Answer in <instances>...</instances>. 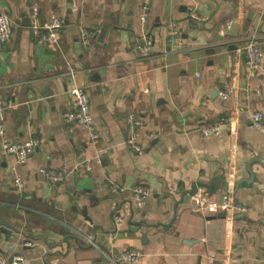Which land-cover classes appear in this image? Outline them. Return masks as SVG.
<instances>
[{
    "label": "crops",
    "instance_id": "1",
    "mask_svg": "<svg viewBox=\"0 0 264 264\" xmlns=\"http://www.w3.org/2000/svg\"><path fill=\"white\" fill-rule=\"evenodd\" d=\"M0 12L12 22L0 43L5 136L38 141L24 164L0 149V217L20 230L0 253L109 264L138 248L130 264H264V130L251 123L264 113V0H0ZM34 12L41 27L63 18L57 42L37 43ZM145 36L153 45L142 54L134 44ZM249 41L262 50L257 68ZM73 84L87 94L91 129L61 117ZM131 115L139 151L126 142ZM202 124L220 127L201 136ZM38 166L67 175L51 184ZM138 184L150 189L140 202L130 193ZM229 196L244 209L223 206Z\"/></svg>",
    "mask_w": 264,
    "mask_h": 264
},
{
    "label": "built area",
    "instance_id": "2",
    "mask_svg": "<svg viewBox=\"0 0 264 264\" xmlns=\"http://www.w3.org/2000/svg\"><path fill=\"white\" fill-rule=\"evenodd\" d=\"M36 11V9L34 10ZM37 13L34 12L32 28L35 32V37L38 44H48L57 42L58 31L64 25L63 18L58 14H52L50 20L44 24V26H39L36 18ZM149 16V4L144 2L139 10V19L141 22H146ZM178 33L175 25L171 29V34L176 35ZM12 36V22L9 14L7 12H0V43H6ZM90 35L85 28L81 29V42L86 44L89 42ZM153 45V39L150 36H145L141 40H137L134 44V49L142 54L150 52ZM244 54L247 59V63L250 68H257L262 60V50L259 43L255 41H249L245 44ZM70 76L74 75V70L69 71ZM68 93L71 95V105L67 110L62 113V119L65 123L75 124L77 126L83 127L85 129H91L93 125V116L91 113L89 100L84 88L73 84L68 88ZM219 95L222 98L228 97V92L225 90H219ZM11 106L10 103L6 102L0 96V149L5 155H12L15 158L16 164L26 163L31 154L34 152L38 141L35 138H28L26 140H9L5 136V114L7 108ZM252 126L259 130H264V113L261 110H255L251 116ZM140 121L134 116L129 117V132L130 135L127 138V144L131 146L135 151H139L140 147L136 143L135 138L137 135V127ZM218 124H202L198 127V131L201 136H207L211 132L217 131L219 129ZM87 168H89V161L85 162ZM37 171L51 184L61 182L67 172L62 169H55L46 166H38ZM13 185L17 188L23 186V182L20 177L15 176L13 178ZM114 191H122V188H117L114 186ZM131 197L134 201L140 202L145 199L150 194V189L142 185H134L130 189ZM223 206H233V199L231 196L227 197L222 202ZM236 209L243 210L244 207L239 204L234 205ZM124 217L122 214H115L114 221L117 226H119ZM30 244V242L26 243ZM142 252L138 248H128L120 251L115 257L109 260V264H130L138 261ZM22 259L20 256L14 257L13 264H17L16 260ZM0 264H9L8 257L0 253ZM210 264H219L218 262H211ZM242 264H253L244 262Z\"/></svg>",
    "mask_w": 264,
    "mask_h": 264
},
{
    "label": "water",
    "instance_id": "3",
    "mask_svg": "<svg viewBox=\"0 0 264 264\" xmlns=\"http://www.w3.org/2000/svg\"><path fill=\"white\" fill-rule=\"evenodd\" d=\"M100 40H101V38H100ZM75 46L79 48L80 43L77 42L75 44ZM250 172H251V177H252L253 176L252 171L250 170ZM244 180L249 181L246 178H244ZM239 182L240 181H238L236 184H238ZM226 186H227V182L224 180V187H226ZM12 232L20 233V230L12 227L8 221H6L2 217H0V247H2V245H3L4 247L9 248V247L15 245L14 242H9V239L11 238ZM15 256H16V253H11L9 255V257H8L9 264H13ZM16 262H17V264H23L24 260L18 259V260H16Z\"/></svg>",
    "mask_w": 264,
    "mask_h": 264
}]
</instances>
